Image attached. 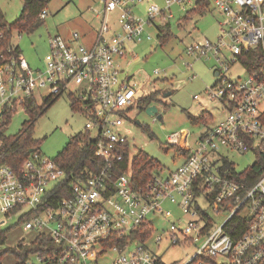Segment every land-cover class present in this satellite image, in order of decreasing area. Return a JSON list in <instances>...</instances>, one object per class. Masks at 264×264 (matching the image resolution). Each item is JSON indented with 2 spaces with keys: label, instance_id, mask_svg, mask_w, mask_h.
I'll use <instances>...</instances> for the list:
<instances>
[{
  "label": "built area",
  "instance_id": "2783aa9c",
  "mask_svg": "<svg viewBox=\"0 0 264 264\" xmlns=\"http://www.w3.org/2000/svg\"><path fill=\"white\" fill-rule=\"evenodd\" d=\"M203 2L220 13L219 34L215 42L199 40L184 52L213 59L214 82L204 91L220 102L226 116L203 130L192 146L187 130L167 135L168 143L187 150L183 161L135 187L131 161L136 152L120 125L131 120L130 113L147 95L143 86L152 79L124 71L121 60L131 53L130 42L151 39L150 24L175 16L171 7L187 14V8ZM142 3L145 17L134 9ZM116 9L117 31L107 21L108 12ZM39 14L47 15L45 9ZM100 15L89 44L78 31L68 38L52 35L42 67L31 66L21 50L0 51V119L5 109L23 108L26 98L72 94L86 118V131H95L91 137L98 159L93 169L71 177L68 186L66 171L40 150L29 152L19 173L0 163V224L19 214L24 231L48 236L58 247L52 264H216L218 258L223 264H264V169L249 185L226 167L230 163L234 172L242 170L235 169L226 150L252 152L253 162L257 156L264 160V0H163L161 7L152 0H102ZM256 47L263 61L247 71L241 57ZM152 73L158 78L160 70ZM56 192L62 193L57 201ZM160 218L166 226L155 242L167 246L154 251L133 233L148 231V239ZM114 236L123 243H111ZM189 244L192 251L185 260L164 261L167 248Z\"/></svg>",
  "mask_w": 264,
  "mask_h": 264
},
{
  "label": "rangeland",
  "instance_id": "374dc122",
  "mask_svg": "<svg viewBox=\"0 0 264 264\" xmlns=\"http://www.w3.org/2000/svg\"><path fill=\"white\" fill-rule=\"evenodd\" d=\"M101 0H49L45 7L46 16L44 22L35 28L34 32L14 33V40L20 47L22 55L34 68L44 65V55L49 51L48 41L52 35L57 32H68L74 28H78V22L84 15L96 14L101 9ZM160 7L163 6V0H152ZM23 0H0V10L3 11L8 22H13L19 16L20 8ZM90 5L89 12L84 9L85 5ZM145 4L139 7V15L145 17ZM84 10V11H83ZM175 16L170 19L169 31L171 36L159 44L157 37L159 21H155V25L150 24L148 31L151 33L149 41L142 39L141 41L130 42L128 49L131 51L122 61L124 71L135 73L138 78L142 79L149 76L152 79L150 85H144L143 93H148L152 89L159 90L160 94L164 90L170 91L168 96H159L161 102L156 104L161 119L156 115H148L145 110L136 109L130 113V121H124L120 125V130L126 134L132 152L142 151L149 158H152L159 164L155 167L151 174L159 172L165 174L183 161L181 150L166 141V136L172 132H180L187 130L190 135L188 141L190 146L194 144V139L202 133L203 130L218 124L226 116V111L221 107L218 100L209 99L204 89L214 82V74L211 66L214 64L212 58L200 57L194 59L192 56L184 52V48L199 40L208 39L215 42L219 34L218 20L220 13L217 9L207 6L201 13L196 14V10H189L188 18L186 14L181 12L177 6L171 7ZM119 16L118 9L108 12V25L113 30H118L117 18ZM189 63L191 67H189ZM158 68L160 73L154 76L152 70ZM233 72L238 73L240 69L233 67ZM195 75L194 78H191ZM194 94H199V100L193 98ZM43 99L36 98V103L41 105ZM264 106V100L261 103ZM202 109L210 114L211 118L200 123H191L186 116V111L197 116ZM10 121L5 127V135H14L21 129L23 120L28 119V115L23 111L22 106H17L12 112ZM138 119L140 125L135 124L133 120ZM3 122V119H0ZM86 118L84 114L73 109L70 99L66 93L59 96L49 106L44 108L36 117L33 125L32 138L36 148L43 155L54 159L56 154L61 151L69 138L75 134L86 135L84 124ZM94 130L89 132L93 136ZM229 158L234 163L237 170L243 169L253 163L255 155L251 152L240 153L237 151L226 150ZM168 209L174 206L165 204ZM174 212H177L174 210ZM19 214L8 218L5 224H0L2 230L6 229L5 244L15 245L19 240L27 241L34 234L24 231L18 224ZM166 223L159 220L155 221L152 235L144 240V243L154 251L164 250L165 242H155V237L161 234L162 228ZM130 249L133 246L129 247ZM192 251V246H174L167 248L164 253V261L172 262L173 260H185ZM186 254V255H184ZM29 260L36 264L38 259L36 254L32 253L28 256ZM2 264H16L17 260L11 254L2 257ZM216 264H223V259H216Z\"/></svg>",
  "mask_w": 264,
  "mask_h": 264
},
{
  "label": "trees",
  "instance_id": "16d2710c",
  "mask_svg": "<svg viewBox=\"0 0 264 264\" xmlns=\"http://www.w3.org/2000/svg\"><path fill=\"white\" fill-rule=\"evenodd\" d=\"M49 0H23L22 8H20L19 16L13 22H8L3 11L0 10V51L6 52L9 48H14L15 52H20V47L13 43L14 33L21 32H34L35 28L44 22V18L40 17L39 12L42 9H45ZM207 7V3H199L198 6L191 10H196V14L201 13ZM189 13V12H188ZM186 17L184 19L188 18ZM169 21L166 23L158 25V39L159 44L165 41L171 36L169 31ZM261 51L258 47L252 48L248 53L244 54L241 57L243 64L245 65L247 71H252L257 68L258 63L263 61ZM166 90L163 91V93ZM163 93L160 94L159 90L152 89L147 93V95L142 96L138 101V109L144 110L148 105L152 103L161 102L159 96H163ZM59 95H54V97L46 96L43 97V102L41 105L36 103V99L30 97L26 98L23 101V111L27 113L28 119L23 120L21 124V130L14 135H5V127L10 121L13 111L5 109L3 111V122H0V163L8 164L16 173H19L23 166V160L29 154V149L38 150L34 144L32 138L33 125L34 121L38 114L41 113L44 108L49 106ZM70 104L73 109L80 111V104L77 98L70 94L69 96ZM15 111V110H14ZM187 119L191 123L200 124L211 118L210 114L203 110L197 116L186 111ZM262 119L264 120V113L262 114ZM88 131V130H87ZM86 131V132H87ZM95 140L89 135V131L86 135L80 133L72 135L64 148L59 151L54 161L66 171L67 179L64 181V185L68 186L70 180L79 175H83L85 170L93 169L94 164L97 162V157L95 155ZM174 146V145H173ZM177 150H181L175 146ZM32 150V151H33ZM182 154L186 155L187 150H181ZM257 161L253 162L251 165L243 168L241 173L233 171V165L226 163V167L229 169L230 175L238 177L246 181L247 184L251 185L254 180L263 172L264 169V160L257 156ZM126 163V162H124ZM155 167H159V164L155 160L149 158L144 152L137 151L132 156L131 161V175L133 184L135 187L145 186L152 177L151 172ZM72 177V178H71ZM56 201L57 198L61 196L62 193L56 192ZM22 218L18 219V224L20 225ZM149 236L148 231H142L141 229L133 233V237L138 240H146ZM122 238L114 236L110 239V242L113 241L117 243H123ZM6 241V229L2 230L0 228V264H2V257L6 254H11L17 260L16 264H34L32 263L28 256L29 254H36L40 256L43 261L42 263L36 264H52L55 256L53 253L58 252V247L51 239L44 234H34L27 241L19 240L15 245L7 246Z\"/></svg>",
  "mask_w": 264,
  "mask_h": 264
},
{
  "label": "crops",
  "instance_id": "0c3cea01",
  "mask_svg": "<svg viewBox=\"0 0 264 264\" xmlns=\"http://www.w3.org/2000/svg\"><path fill=\"white\" fill-rule=\"evenodd\" d=\"M101 3V7H102V0L100 1ZM141 4L136 5L134 7L135 11L139 12V7ZM84 9H86V12H89L90 10V5H85ZM84 11V10H83ZM100 11L97 12L96 14H87L84 15L83 17L80 18V21L78 22V28H74L72 31H78L81 35V40L83 41V43L85 44H89L93 38L94 35L97 31V27L100 21ZM72 31H68V32H57L60 35H62L64 38H68L71 34ZM13 43L16 44L18 46V44L15 42V40L13 39ZM28 62V61H27ZM30 64V63H29ZM31 65V64H30ZM206 110V109H204Z\"/></svg>",
  "mask_w": 264,
  "mask_h": 264
},
{
  "label": "water",
  "instance_id": "95a60500",
  "mask_svg": "<svg viewBox=\"0 0 264 264\" xmlns=\"http://www.w3.org/2000/svg\"><path fill=\"white\" fill-rule=\"evenodd\" d=\"M21 8H22V6H21ZM169 93H170V91L168 90V91H166V92L163 93V96H168ZM145 112L148 115H150V116L156 115V117L158 119H161V114L158 113V109H157L155 103H152V105H148L147 107H145ZM135 124L140 125V122H139L138 119H136ZM32 150H33L32 148L29 149V151H32Z\"/></svg>",
  "mask_w": 264,
  "mask_h": 264
},
{
  "label": "flooded vegetation",
  "instance_id": "af4514ba",
  "mask_svg": "<svg viewBox=\"0 0 264 264\" xmlns=\"http://www.w3.org/2000/svg\"><path fill=\"white\" fill-rule=\"evenodd\" d=\"M145 110V109H144ZM134 121V123H135V121H136V119L135 120H133Z\"/></svg>",
  "mask_w": 264,
  "mask_h": 264
}]
</instances>
